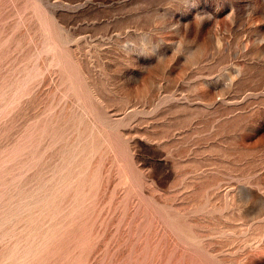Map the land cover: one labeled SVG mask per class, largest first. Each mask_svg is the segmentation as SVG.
I'll use <instances>...</instances> for the list:
<instances>
[{
	"label": "rangeland",
	"instance_id": "1",
	"mask_svg": "<svg viewBox=\"0 0 264 264\" xmlns=\"http://www.w3.org/2000/svg\"><path fill=\"white\" fill-rule=\"evenodd\" d=\"M0 264H264V0H0Z\"/></svg>",
	"mask_w": 264,
	"mask_h": 264
}]
</instances>
